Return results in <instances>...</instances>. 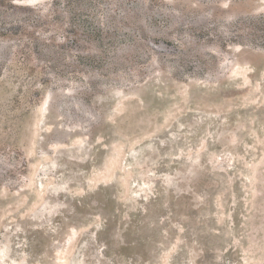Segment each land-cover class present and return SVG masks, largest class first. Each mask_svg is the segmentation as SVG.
I'll list each match as a JSON object with an SVG mask.
<instances>
[{"label": "rangeland", "instance_id": "rangeland-1", "mask_svg": "<svg viewBox=\"0 0 264 264\" xmlns=\"http://www.w3.org/2000/svg\"><path fill=\"white\" fill-rule=\"evenodd\" d=\"M0 264H264V0H0Z\"/></svg>", "mask_w": 264, "mask_h": 264}]
</instances>
